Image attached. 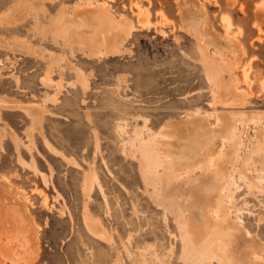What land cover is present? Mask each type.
Returning a JSON list of instances; mask_svg holds the SVG:
<instances>
[{
    "label": "rangeland",
    "instance_id": "1",
    "mask_svg": "<svg viewBox=\"0 0 264 264\" xmlns=\"http://www.w3.org/2000/svg\"><path fill=\"white\" fill-rule=\"evenodd\" d=\"M41 1L46 13L32 9L34 12L30 11L16 27H0V97L21 104L0 105V194L6 179L20 192L26 206L16 210L0 203V213L5 212L4 216L0 214V264H117V259L119 264H134V258L140 264H157L153 249L166 264H217L207 260L195 263L182 257V241L173 215H165L150 198V186L143 182L138 162L124 152L129 144L123 140L130 138L134 129H144L147 136L169 121L187 118L191 111L206 115L212 124L220 113H247L246 123H238L246 145L236 165H228L226 183L234 197L229 205L239 209L242 224L264 242V221L259 220L264 215V191L248 185L240 166L247 157L245 167L264 185L262 157L258 153L250 157L252 145L246 140L258 130L264 133V24L260 28L255 25L257 7L264 0ZM77 1L106 2L108 12L132 21L118 54L89 57L79 44L84 43L81 39L75 44L69 42L71 46L66 40L60 45L52 42L50 34L43 37L36 33L37 26L47 28V16L56 15L63 7L66 21L72 8L78 6ZM15 2L18 0H0V15ZM183 8L192 15L202 8L204 19L199 18L201 23L195 21L197 25L185 21ZM139 9L148 13V24L144 26L137 19ZM225 15L231 22L229 30L222 18ZM210 31L223 41L231 39L236 45L235 55L226 48L221 53L214 45L201 43ZM200 45L227 69L223 70L222 90L228 101L238 102L226 104L222 90L216 86L219 81L213 84L208 80ZM53 54L63 55V59L53 67L51 86H45L42 77L46 75L48 57ZM68 60L85 73V88L76 81L75 71L66 67ZM58 81L61 91L51 98ZM30 105L45 108L43 134L34 130L32 142L25 133L31 118L22 107ZM118 121L126 123L128 134H120ZM43 135L59 153L48 149ZM12 137L17 139L18 150ZM67 159H74L76 164ZM31 161L37 170L28 166ZM40 171L47 175V184ZM200 173L196 170L192 177ZM91 176L93 182L89 180ZM185 181L181 176L176 183ZM86 183L92 185L90 193L84 190ZM40 191L46 194V202ZM181 195L177 197L179 201L184 197ZM86 211L99 219L112 239L102 240L86 229ZM30 227L37 245L35 253L28 257L23 245ZM6 244L22 260L16 256L6 258Z\"/></svg>",
    "mask_w": 264,
    "mask_h": 264
},
{
    "label": "bare ground",
    "instance_id": "2",
    "mask_svg": "<svg viewBox=\"0 0 264 264\" xmlns=\"http://www.w3.org/2000/svg\"><path fill=\"white\" fill-rule=\"evenodd\" d=\"M263 3H260L259 6L257 5V21L255 22V25L259 28L264 24ZM107 7L108 5L106 2H84L79 7L72 10L70 17L67 18L66 21V8L63 7L55 16H47L49 24L46 23V29L37 26V29L35 28L34 30L37 31L36 33H40L43 37L50 34L52 42H57L56 44L60 45L63 44V41L65 40L66 42L68 41V43L75 44L78 39H81L84 41L81 45L86 48L85 54L89 57H98L101 55L113 56L121 51V43L129 35L132 21L124 15L121 17L114 16L108 12ZM32 9H34L36 13L45 12V6L41 0L32 2H29L28 0H18L17 3L15 2L14 6H10L6 13L0 15V27H16L19 23L25 21ZM201 9L196 11V15L194 12V15H192L188 13V11H183L184 20L187 22H200L199 18L204 19V13ZM222 18L227 30H229L231 27L230 19L226 15L222 16ZM137 19L143 26V23L148 24V13L143 9H139ZM190 24H192V30H194V24ZM41 25L43 24L41 23ZM195 25H197V23ZM47 29L48 31L46 32ZM83 29L87 30L86 33L84 31L85 34L83 33ZM92 29H94L93 32L90 31ZM196 30H198V28ZM78 33H81L83 36H78ZM193 34L197 35L198 33L194 30ZM206 37L207 39L201 43L205 42L204 44H211L217 48L222 46V49H220L221 53L226 48L225 50L228 49L235 55L234 47L236 45L231 39V42L229 40L223 41L222 38L213 31H210ZM199 49L202 54L201 56L203 57L204 69L208 80L213 84H216L219 81L216 86L222 90L224 88L223 70L225 69L220 66L221 63H219L216 58L214 59L212 54H208L204 45H200ZM62 59L63 55L57 54L48 57L46 75L42 77V83L45 86L52 83L51 73L53 67ZM235 63L234 60L233 64ZM66 65V67L75 71L76 81L85 88L87 86L85 73L75 67L72 61H66ZM229 69L230 68L228 67V70ZM245 72V77L247 79L248 71L246 70ZM14 78L16 83H18V78L16 76H14ZM56 85V92L52 96L50 95L51 98H55L61 91V82L58 81ZM224 93L225 92L222 90L221 96L225 98L224 100L226 104L229 105L238 102V100L228 101ZM214 94L215 98L217 93ZM243 97L244 96L240 98V102L243 101ZM0 105L6 107H21V104H17L16 100L5 97H0ZM22 107L31 118V125L26 129L25 133L28 139L32 142L34 130H38L43 134L42 119L45 108L40 105ZM245 114L247 113H220L217 115V120L215 119L216 121L212 124L206 115H201L198 111H191L188 113L187 118L183 120L178 119V121H169L157 132L149 131L147 136H144V129L136 128L132 134H129L130 138L128 136V139L125 140L124 138L123 140L124 144H129V147L126 146L128 148H124L125 154L136 159L139 171L144 180L143 182H145L147 186H150L148 191L150 198L163 208V213H165V215L166 213L173 215L179 229V237L182 241V252L180 254H182V257L184 258L189 257V260H192L195 263H201L204 260H207L216 261L217 264H264V242L256 238V236H253L242 224V220L239 217V209H235L233 204H231V206L229 205V201L233 200L234 197L233 191L228 188V183H226V178L229 172L228 165H236L239 158V152L246 145L242 131H239L238 128V123H241L242 125L246 123L244 117ZM116 126L121 135L128 134L126 131V123H124V121H118ZM2 133L3 132L0 130V139ZM15 137L12 138L16 143L17 149L18 143ZM42 139L50 151L59 153L45 135H43ZM246 140L252 145L250 150L251 154L249 152L250 157L252 156L253 158V156L258 153L262 157L260 158L261 161L264 162V133L261 130H258L254 137L248 136L246 137ZM134 141H137V144H135ZM30 147L31 146L28 148L30 149ZM19 156L18 158H20V162L23 161ZM246 160L247 157H244L242 160L243 163L240 165L242 167V174L245 177L244 179L247 180L248 185L264 191V185H262L245 167ZM67 162L76 164L74 159H67ZM28 166L37 170L34 162L29 163ZM196 170H199L201 173L198 174V177L196 176L193 178L192 173ZM209 170H213L212 173H210L211 175L209 174L210 176H205V173ZM40 175L44 183L47 184V175L41 171ZM181 176H184L186 181L177 184L176 181L179 180V177ZM96 179H99V177ZM89 180L93 182L94 176H91ZM94 184L96 183L94 182ZM3 185H5V188L3 187L5 190L0 194L1 205H10L16 210H18L19 207H24L25 202L20 197V192L13 189L11 183L6 179ZM84 190L87 193H90L92 185L86 183ZM102 191H104V189ZM40 192L45 196L44 199L46 202V194L43 191ZM180 194H182L181 196H184L181 201L177 198L180 197ZM88 196H90V194ZM184 208L187 211L185 216L182 213V209ZM232 212L234 217H232ZM4 213L5 212H3L1 216H4ZM259 220L264 221V215L261 214ZM83 221L86 229L93 236L101 238L102 240L112 239L108 230H106L99 219L94 218L90 212L86 211L84 213ZM32 231V227H30L25 234L26 243L23 247L26 256H31V254L36 251L37 244L34 245L31 238ZM166 237L168 236H165V238ZM3 251L6 258L11 259L13 256H16L9 245L5 246ZM151 253L157 260V264H166L164 263L165 260L163 262L160 258L162 256L159 257L156 249H153ZM152 256L150 257L152 258ZM24 258L25 257H23V260ZM116 262L119 264L118 259ZM134 264H140V260L134 258Z\"/></svg>",
    "mask_w": 264,
    "mask_h": 264
},
{
    "label": "crops",
    "instance_id": "3",
    "mask_svg": "<svg viewBox=\"0 0 264 264\" xmlns=\"http://www.w3.org/2000/svg\"><path fill=\"white\" fill-rule=\"evenodd\" d=\"M77 4L76 5H78V6H74L73 8H72V10L74 9V8H76V7H79L82 3H79L78 1L76 2ZM72 10H71V12H72ZM66 11V10H65ZM58 14V13H57ZM70 14V13H69ZM55 16V15H54ZM84 31H85V33L87 32V30L86 29H83V33H84ZM91 32H93L94 31V29H92V30H90ZM84 33V34H85ZM62 41V40H61ZM80 45H81V43H79ZM219 50L220 49H222V46L221 47H219L218 48Z\"/></svg>",
    "mask_w": 264,
    "mask_h": 264
}]
</instances>
